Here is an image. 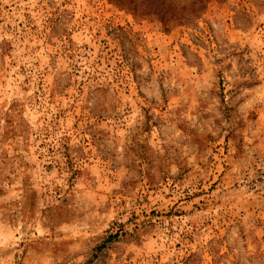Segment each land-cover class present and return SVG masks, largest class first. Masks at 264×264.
Returning <instances> with one entry per match:
<instances>
[{"label":"rangeland","instance_id":"obj_1","mask_svg":"<svg viewBox=\"0 0 264 264\" xmlns=\"http://www.w3.org/2000/svg\"><path fill=\"white\" fill-rule=\"evenodd\" d=\"M0 264H264V0H0Z\"/></svg>","mask_w":264,"mask_h":264}]
</instances>
